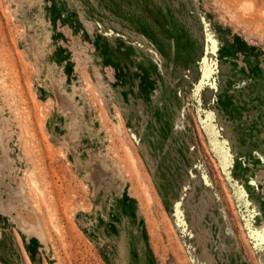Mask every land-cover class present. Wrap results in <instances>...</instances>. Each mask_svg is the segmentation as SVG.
Returning <instances> with one entry per match:
<instances>
[{
	"label": "rangeland",
	"instance_id": "1",
	"mask_svg": "<svg viewBox=\"0 0 264 264\" xmlns=\"http://www.w3.org/2000/svg\"><path fill=\"white\" fill-rule=\"evenodd\" d=\"M0 264H264V0H0Z\"/></svg>",
	"mask_w": 264,
	"mask_h": 264
},
{
	"label": "bare ground",
	"instance_id": "2",
	"mask_svg": "<svg viewBox=\"0 0 264 264\" xmlns=\"http://www.w3.org/2000/svg\"><path fill=\"white\" fill-rule=\"evenodd\" d=\"M255 6V5H254ZM249 9L251 10H253V5H252V3H250L249 4ZM23 189V188H22ZM24 218V217H23ZM20 224L22 225V226H24L26 229L29 227H27V224H26V221L23 219V220H20ZM31 229V228H30Z\"/></svg>",
	"mask_w": 264,
	"mask_h": 264
}]
</instances>
